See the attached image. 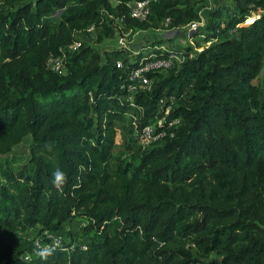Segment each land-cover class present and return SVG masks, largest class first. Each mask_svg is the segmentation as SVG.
I'll return each mask as SVG.
<instances>
[{
    "label": "trees",
    "instance_id": "1",
    "mask_svg": "<svg viewBox=\"0 0 264 264\" xmlns=\"http://www.w3.org/2000/svg\"><path fill=\"white\" fill-rule=\"evenodd\" d=\"M133 1L0 0V155L31 137L23 162H0V264H264V0L214 5L209 44L149 74L152 89L132 105L121 85L141 53L83 40L64 74L47 69L89 25L97 42L128 29L181 31L202 22L208 3L148 0L139 21ZM170 95L173 135L113 158L116 123L129 114L135 136ZM72 224L56 250L19 259L28 230Z\"/></svg>",
    "mask_w": 264,
    "mask_h": 264
},
{
    "label": "built area",
    "instance_id": "2",
    "mask_svg": "<svg viewBox=\"0 0 264 264\" xmlns=\"http://www.w3.org/2000/svg\"><path fill=\"white\" fill-rule=\"evenodd\" d=\"M148 12V0H137L129 4V16L133 19L143 21L147 18ZM116 20L122 21L123 17ZM198 24V22H192L182 32L191 38ZM95 31L94 25H89L83 31L76 33L74 42L62 48L61 53L57 56H50L46 60L47 69L55 74H64L67 69L68 55L74 53L81 46L84 38L87 35L93 34ZM122 34H131V30H123ZM116 45L125 48L128 53L133 54V57L136 55L134 51L128 49L122 37L117 40ZM155 49L158 51L157 53L153 52L148 57L138 60L135 68L127 74L125 82L121 85V88L127 91V94L123 98L130 105L133 104L132 96L134 93L138 91H150L152 89L155 78L149 74L167 70L174 64L182 63L185 59V51L180 48H163L160 46ZM116 67L122 68L120 60L116 61ZM175 102L176 98L173 95L158 99L155 120L145 125L135 135L136 143L139 147L147 148L150 144L173 135L172 127H176L180 123V120L178 118L168 120L167 116ZM33 229L27 232L28 237L32 240L31 250L19 256V259L24 263L31 260L34 256L47 255L63 244V237L60 232L44 229L40 226H37L35 231H32Z\"/></svg>",
    "mask_w": 264,
    "mask_h": 264
},
{
    "label": "rangeland",
    "instance_id": "3",
    "mask_svg": "<svg viewBox=\"0 0 264 264\" xmlns=\"http://www.w3.org/2000/svg\"><path fill=\"white\" fill-rule=\"evenodd\" d=\"M231 0H208L205 8L202 10L201 15L204 19H208V13L212 9L214 5L216 6H229ZM202 18V22L198 24V27L195 31L197 34L196 39L193 37H188L181 31H168L165 28H158L149 31H135L133 34H122V32H117L113 39L103 40L102 42H97L96 31L93 34L87 35L84 40L91 44L95 50H100L105 48V46L113 47L115 46L117 40L122 37L129 50H132L137 54L141 53L143 57L149 56L153 53L154 48L162 46L163 48H180L184 51L186 46H190L193 50L199 51L203 47L207 46L209 42H205V21ZM204 23V24H202ZM201 33V34H200ZM110 41V42H109ZM126 50V49H125ZM156 50V49H155ZM128 52V51H127ZM132 53H128L131 57ZM134 56V57H135ZM264 59V55H263ZM131 116L129 114L125 115L123 120H120L116 123V145L113 150V158L119 154H128L129 151L137 149V143H135V136L130 132V124H131ZM31 142L30 135H27L23 138V140L14 145L11 149V152L5 155H0V162H4L11 158L14 154L17 156L16 163L24 161V157H26L29 153V144ZM112 158V159H113ZM113 162V160H111ZM75 225L65 226V230L62 231L63 240L67 241L66 231L68 229L74 230ZM37 227H35L32 231H35ZM31 230V229H30ZM28 230V231H30Z\"/></svg>",
    "mask_w": 264,
    "mask_h": 264
},
{
    "label": "clouds",
    "instance_id": "4",
    "mask_svg": "<svg viewBox=\"0 0 264 264\" xmlns=\"http://www.w3.org/2000/svg\"><path fill=\"white\" fill-rule=\"evenodd\" d=\"M66 182H67L66 174L61 169L57 168L53 173V185H54V187L57 190L62 191ZM41 254L43 255V253H41Z\"/></svg>",
    "mask_w": 264,
    "mask_h": 264
},
{
    "label": "crops",
    "instance_id": "5",
    "mask_svg": "<svg viewBox=\"0 0 264 264\" xmlns=\"http://www.w3.org/2000/svg\"><path fill=\"white\" fill-rule=\"evenodd\" d=\"M201 16H202V15H201ZM202 18H203V17H202ZM203 19H204V18H203ZM206 20H207V19H204L205 22H206ZM205 22H204V23H205ZM204 23H202V24H204Z\"/></svg>",
    "mask_w": 264,
    "mask_h": 264
}]
</instances>
